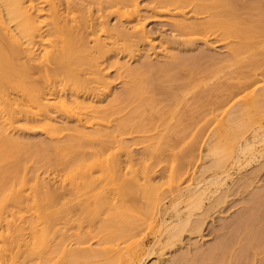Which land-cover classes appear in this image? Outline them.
I'll use <instances>...</instances> for the list:
<instances>
[{
  "label": "bare ground",
  "instance_id": "bare-ground-1",
  "mask_svg": "<svg viewBox=\"0 0 264 264\" xmlns=\"http://www.w3.org/2000/svg\"><path fill=\"white\" fill-rule=\"evenodd\" d=\"M157 1L158 9L169 12L173 8L179 13L183 3L188 2ZM243 1H239L242 2L240 6L237 0H204L202 7L211 13L210 20L202 24L188 23L189 19L184 16L174 21L172 28L183 35L216 28L223 30L227 36L236 35L248 40L254 33L249 28L241 27L238 10L240 7L251 9L256 5ZM106 3L117 14L113 25L101 20L102 16L91 17L89 20L84 18L88 8L78 11L72 6L71 0H0V264H184L183 255L179 256L178 253L186 254L188 251L191 254L198 241L187 246L181 238L182 234L188 229L194 233L199 232L204 219H194L193 216L196 212H199L197 216L204 215L208 210L206 203L213 201L217 193L216 200H220V194L226 192L227 184L231 186L235 183L232 173L227 171L229 166L242 169L250 165L252 159L264 156V149L260 148L264 145V126L254 127L257 122L264 120L263 93L257 96L253 94L244 106L235 108V112L232 110L234 116L233 113L227 115L225 124L206 138L200 133L201 128L194 134L193 141L180 150L177 159H181L184 166L183 159L199 151V158L210 157L212 164L223 170L208 182L199 181L192 188L195 174L185 179L183 176L189 171L181 165L178 168L176 163L172 166L166 190L150 175L152 170L150 172L147 165L143 164L144 172L140 174L129 152L130 146L119 137L134 130L142 131L144 126L139 123L137 126H132V123L129 125V119L110 125L113 122L110 117L117 114L116 108L123 102L133 104V109H138L144 105L153 106L159 96L162 98L160 101L169 100L171 104L178 105L179 100L188 93L186 89L190 84L188 82L187 87L183 85L185 82L176 83L180 78L175 70L188 59L174 54L168 60L165 54V62H153L147 53L141 67H129L128 63L135 57L133 51L143 47V43L153 42L146 30L145 18L141 15L140 2L107 0ZM257 7L264 9V4ZM79 12L83 13L82 16L78 15ZM262 21L256 22V26L261 27L259 32L264 35ZM120 42L126 44L129 58L122 64L117 61L115 65L119 71L122 70L118 72L120 76L132 79L128 78L125 92L115 94L113 79L109 80L102 59L106 54L115 52ZM245 45L229 49L230 54L219 57L218 62H233ZM155 55L159 59V55ZM213 62L216 61L213 59ZM36 74L42 81L35 79ZM89 76L93 77L91 81L88 80ZM45 81L53 84L46 86ZM92 83L96 85L91 86ZM80 92L90 96L79 97ZM198 98L199 101L204 97L198 95ZM146 108L143 110L148 111ZM157 113L158 122L166 125L167 112ZM59 114L63 116L62 125L57 124ZM69 118L74 122L73 126H69ZM21 124L32 125L45 135L47 141L42 139L43 142L34 145L36 154L31 155V158L45 165L50 164L55 156L57 165L67 171L63 180L58 179L59 175L58 178L50 174L44 177L38 170L28 178L26 159L23 156L34 146L23 141ZM176 126L177 130L182 125ZM249 131L251 137L248 138ZM199 136L202 137L200 142L196 139ZM70 141L78 144L79 156H83L81 159L78 156H66L68 147L62 150V144ZM154 143H148L146 150L150 148V153L156 154L160 147ZM119 153H123L127 160H122ZM106 154L108 156L104 158ZM72 161L73 167L69 169ZM95 173L99 175L96 177ZM182 177L186 181L190 178L188 182H191L181 187L184 180ZM79 180H82L84 194L88 196L86 199L94 200L92 207L85 208L87 217L93 219L99 213L105 215L106 211L114 210V218L127 223V209L119 205V201L126 198L136 212V221L142 222L149 230H158V243L165 245L156 251V246L148 248L143 241L135 240L138 235L130 234L126 242L130 241L131 244L125 247L124 252L119 244L114 246V240L109 243L106 240L96 241V249L91 247L95 242L91 244L90 239H78L72 243L65 235V227L58 230L61 236L59 241L55 245L51 244L50 226L55 215L60 213L58 208L54 212L55 207L66 206L67 182L75 194H79ZM97 180L102 185L100 188L95 185ZM108 184H113L115 189H109ZM95 190L99 192L95 193ZM167 199H171L168 206L165 205ZM177 202L183 205L182 209L177 208ZM124 237L120 234L118 239ZM102 257L105 262L100 261Z\"/></svg>",
  "mask_w": 264,
  "mask_h": 264
},
{
  "label": "rangeland",
  "instance_id": "rangeland-1",
  "mask_svg": "<svg viewBox=\"0 0 264 264\" xmlns=\"http://www.w3.org/2000/svg\"><path fill=\"white\" fill-rule=\"evenodd\" d=\"M71 1L72 6L78 11H83V9L88 8V13L84 15V18L87 17L88 20L91 17L96 18L97 16H102L101 20L107 21L110 25L116 23L117 14L114 9L109 8L106 3L107 0ZM138 1L140 2V7L142 9L141 15L145 18L146 30L153 42L143 43V47L138 50L133 49L135 57L128 63V65H130L129 67H141L142 62L146 59L145 54L147 53L151 55L150 58L153 62L159 60L160 62H165L166 60L163 59L168 58L169 60L174 54V56H182L188 59V61L180 63V66H177L175 73L180 79L179 82L176 83L182 84L185 82L183 85L185 84L188 87V84H190L191 86L189 85L188 88L186 87L188 93L185 94L186 96L184 95L183 99L179 100L180 102L178 105L177 103L175 105L171 104L169 100L160 101L159 99L162 98L159 96L157 97L158 100H155L153 106L144 105L139 107V110L136 108L133 109L135 107H133V104L131 105L123 102L120 104L121 106L118 105V108H116L118 111L117 114L112 118L110 117L113 121L110 125H117L124 119V121L129 119V125L133 124L132 126H137L139 123L144 126V128L141 129L142 131L134 130V132H129L120 135L119 137L120 140L130 146L129 152L131 153L137 168H139L140 174L141 172H144L143 164L145 166L147 165V167L150 168L149 171L151 172L152 170L150 175L153 178H156L155 181L162 184L163 189L166 190V183L169 181L172 166L177 164V167L180 168L181 165L184 167V170L187 169L189 171L187 175L183 176L185 179H187L189 175L195 174V177L193 178L195 179L194 183L191 185L192 188H195L199 181L206 183L211 180L216 173L223 170L214 166L210 157L204 158L201 156V158H199V151H195L191 157H186L187 159L184 158V166L181 163L182 160L180 159V162V160L177 159L180 150L193 141L194 134H196L201 128L202 131L200 133L206 138L208 134H213L220 125L225 124L227 117L232 115L231 113H233L232 116H234L235 108L241 107L242 105L244 106L246 100H249L253 94L257 96L264 93V35L259 32L261 27L256 26V22L263 20L261 26L264 27V9L257 7L260 5L263 6L264 0H237L238 4H242V2L239 1H243L247 4L252 3L253 5H256L251 9L240 7L238 10V18L242 21H240V24L242 23L241 27L244 29L249 28L254 33L248 40H243L236 35L227 36L223 34V30L216 28L198 30L193 35H183L178 31H174V28H172L173 22L183 19L184 16L189 19L187 20L188 23L202 24L210 20L211 13L207 12L208 10L202 7L204 0H187L188 2L183 3V6L179 9V11L181 10L180 13L174 11L173 8L172 11L169 12L160 8L158 9L157 7L159 3L157 0ZM241 4L239 5L242 6ZM81 12L78 13L79 16H82L83 13ZM205 43H207L206 45L208 46H206ZM244 43L246 44L245 48L237 53L233 62L231 61L223 64L218 62L219 57H227V55L230 54L228 53L229 49L241 46ZM128 54L129 50L126 49V44L120 42L119 48L115 52L106 54L102 59L103 67L107 69L106 71L109 80L113 79L111 81L113 82V90L115 94H122L125 92L124 89L127 87L126 82L132 79V77H126L123 75V78V76H120L119 73L122 70L119 71L117 65H115L117 61L120 64L127 61L129 58L127 57ZM155 54L159 55V59L155 58ZM165 54L167 55V58H165ZM223 54L226 55L224 56ZM213 59L216 62H213ZM195 66L196 69H194ZM35 79L38 82L42 81V78L38 74L35 75ZM92 79V76L88 77L89 81ZM44 84L50 86L53 82L45 81ZM95 85V83H92L91 86ZM79 95V97H83L84 95L90 96L83 92H80ZM198 95L199 97L203 96L204 98L198 101ZM102 104H106V102H103ZM145 107H147L146 109H148V111L143 110ZM154 107L155 109H153V111L152 108ZM162 107H164V109H162ZM156 110L157 112H167L165 119H168L166 120L168 123H166V125H161L160 122H158L159 115H156L158 114ZM226 110L227 113L225 112ZM169 111H171V114L173 115H170ZM190 113H192V115ZM153 116L155 117L153 118ZM62 117L63 116L59 114V118L57 119L58 125H62ZM178 119L182 121L180 122ZM73 125L74 122L71 120L69 126ZM176 125L182 126H179L176 130ZM21 126L20 133L23 135L21 137L24 138L23 141L26 143L33 144L34 146L35 144L40 143V141H47L45 135L32 125L21 124ZM260 126H264V120L257 122L254 127L259 128ZM170 128L174 130L172 131ZM182 128L184 129L182 130ZM175 130L176 132L179 130L183 132L176 133L174 132ZM247 135L248 138L251 137L250 131ZM200 136L199 138H196L199 139V142L200 139H202ZM65 139L68 140V137H65ZM156 139L159 140V142L161 141V144H159ZM154 141L157 146L160 147H157V149L159 148L160 150L156 153L157 155L155 153L154 155L152 152L151 155L150 148L148 151L146 150V148H148V143L151 144L154 143ZM77 145L76 142L70 141L68 143H63L61 147H63L62 150L66 147L69 148V151L67 150L65 153L66 156H74L73 158H77L75 156H78L81 159L83 156L81 154V156H79ZM260 148L264 149V145ZM31 151L25 153L23 156V158L26 159V172L28 178L32 177L36 170H38V173H41L44 177L50 174L51 176L59 175V178L58 176L57 178H61V180L65 178L67 171L64 170V167L57 165L54 160L55 156L50 164L43 165V163H39L34 158H31V155L36 154L35 146ZM109 152L112 154L113 149ZM86 153L88 154V152ZM119 155L122 156V160H127V157L123 153H119ZM107 156L108 155L106 154L103 157L105 158ZM263 157L252 159L250 165L243 167L242 169H236L235 167L229 166L227 171L232 173L235 183H233V185L231 184V186H229L230 184H227V187L225 188L227 189L226 192L220 194L222 200H216L218 197L217 193L214 196L215 199L212 198L213 201L210 200L206 203L208 204L206 206L208 210L204 215L201 217L197 216L199 212H196V216H193L194 219H204V224L202 223L200 229L201 232L195 231L196 233H194V231L188 229V231L186 230V232L184 231L182 234L183 237L181 238L187 246L198 241L197 246L192 248L191 254L188 251L186 252L187 256L185 253H178L179 256L183 255L182 262H184V264H216L217 262V264H221V262L222 264H227L228 262H232L233 264H264ZM73 162L74 161L71 162L69 169L73 167ZM79 163L82 164L83 162ZM94 175L97 177L99 174L95 173ZM183 177L182 179H184ZM185 179L183 180L181 187L186 186L191 182H188L189 179L187 181ZM81 181L82 180H79V183H81ZM95 185L98 188L102 186L98 180L95 182ZM107 187L112 190L115 189L113 184H108ZM65 188L66 199L64 201L66 206L64 205V209L60 208V206L55 207L56 210L54 212L59 209L58 212L60 213L55 215L54 220L56 219V223H54L55 221L53 220V224L50 226L52 229L51 235L49 236L51 244L55 245L59 241L61 236H59L60 232H58V230L61 227H65V235L72 240V243H75L78 239H90L92 241L91 244L95 242L91 247L96 249L98 248L96 241L106 240L109 243L114 240V246L119 244L124 252L125 247L131 244L130 241L126 242L128 239L127 235L130 234L138 235L135 240L143 241L148 248L156 246V251H158V248L165 245L164 243H158V237L160 236L158 230H149L142 222L136 221V212L131 208V203H128L126 198L122 202L119 201V205L127 209V223H124L123 221L121 222L120 218H114V210L106 211L105 215L99 213L91 219L89 216V218L87 217V211L85 208L92 207L94 200L86 199L88 196L84 194L85 189H83L82 183L80 184L81 191L79 194H75V191L71 189L68 182ZM211 188L213 190L215 189V187ZM98 192V190H95V193ZM170 202L171 199L165 200V205H170ZM175 204H177V208H183L182 204H178V202ZM51 210L53 212V209ZM29 214L30 213L27 215ZM55 224L57 225L54 227ZM199 233L201 236H198ZM120 234H123L125 237L118 239ZM86 246H88V244ZM187 246L185 247L186 249ZM72 247L75 248V245ZM186 257L187 259H185ZM100 261L105 262L104 257L100 258Z\"/></svg>",
  "mask_w": 264,
  "mask_h": 264
}]
</instances>
